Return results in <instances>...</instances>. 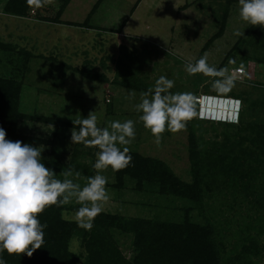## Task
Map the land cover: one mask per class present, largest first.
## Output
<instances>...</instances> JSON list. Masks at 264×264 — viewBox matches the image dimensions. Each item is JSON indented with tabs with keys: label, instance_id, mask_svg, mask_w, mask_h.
<instances>
[{
	"label": "rangeland",
	"instance_id": "obj_1",
	"mask_svg": "<svg viewBox=\"0 0 264 264\" xmlns=\"http://www.w3.org/2000/svg\"><path fill=\"white\" fill-rule=\"evenodd\" d=\"M6 1L0 0V36L5 41L20 44L37 56L31 62L24 82L21 110L28 115L50 117L63 123L56 128L52 123L19 122V134L43 141L44 144L33 145L44 146L42 162L47 163L53 158V162L61 166L75 163L89 168V174L82 176L95 175L92 165L98 149L82 144L72 145L73 127L65 123L73 124L72 119L87 118L89 112L96 111L97 123L101 127L110 120L137 121L135 139L128 145L130 151L161 160L182 181L192 183L189 125H192L199 143H205L206 147L210 141L222 143L223 133H234V127L199 120L198 112L181 131L172 133L166 130L161 143L156 144L150 132L138 121L139 114L134 111L141 91H136V99L129 101L125 97L132 89L119 84L116 62L122 47L136 54L138 78L147 88L154 86L163 75L174 80V87L170 90L173 93L191 92L196 98L202 95L234 97L243 94L248 99L245 121L264 120V110L252 109V103L264 94V88L254 86L258 85L257 81L264 84V67L256 65L251 59L262 52L253 44L251 37L241 40L251 25L240 20L238 0H105L90 22L97 27L90 28L44 25L34 19L35 15L54 19L61 5L59 0H51L44 7L32 9L25 20L4 14ZM97 1L71 0L62 20L84 23ZM226 8H229V13L224 34L214 40ZM237 31L242 35H235ZM209 41L211 43L204 49ZM205 53L208 54L209 65L218 69L227 66L236 78V86L230 92L221 94L211 90L214 78L186 73L185 64L195 63ZM230 58L235 63L229 64ZM241 65L247 73L238 78L234 70ZM2 73L6 71L2 69ZM82 73L103 75L106 79L90 80ZM203 99L200 103L205 115L219 119L229 114L230 106L219 108L210 104L207 97L205 101ZM196 106L199 107V104L196 103ZM61 166H55L53 170L59 174L64 169ZM102 174L108 180L106 188L110 195L103 212L165 222H182L188 212L193 222L204 224L194 204L189 201L161 195L157 186L153 185H146L144 191H138L135 181L129 178H126L123 188H117L115 174L110 168ZM78 182L83 184L84 181ZM215 195L205 201L206 216L220 218L222 222L230 220L233 231L235 222L245 219L244 197L232 203L231 195ZM77 207L74 203L65 206L64 217L67 213L66 219L71 220V213ZM120 239L122 249L129 256L130 237L121 236ZM71 247L77 251L78 242H72ZM255 264H264L263 255L255 260Z\"/></svg>",
	"mask_w": 264,
	"mask_h": 264
},
{
	"label": "trees",
	"instance_id": "obj_2",
	"mask_svg": "<svg viewBox=\"0 0 264 264\" xmlns=\"http://www.w3.org/2000/svg\"><path fill=\"white\" fill-rule=\"evenodd\" d=\"M61 1L54 19L37 15L42 22L60 24V17L71 0ZM98 0L87 19L82 24L67 25L90 28V22L100 5ZM140 2V1H139ZM229 9V8H228ZM224 10L222 25L214 40L225 31L229 10ZM33 10L26 0H7L3 13L17 18H27ZM120 33V31H118ZM251 37L253 44L261 49V55L252 57L256 65L264 67V29L251 26L241 40ZM209 41L205 47L209 46ZM245 43V42H244ZM116 62L119 84L135 91H146L137 68L135 53L125 47ZM34 54L27 48L0 36V127L6 131V139L27 144H44L43 141L18 133L21 120H31L56 125L60 120L39 115H28L21 110L24 82L30 71ZM250 60V58H247ZM246 59V62L248 60ZM2 69L6 73H2ZM90 80L106 79L82 73ZM254 85L264 88V84ZM233 96H227L229 98ZM240 99L242 110L238 123H222L234 127V133H223L222 143L210 141L208 146L199 143L193 127L189 125V152L194 180L187 183L178 178L161 160L130 151L132 163L119 172H114L117 188H123L126 178L135 181L136 189L144 191L146 185L157 186L161 195L174 196L194 204L203 223L193 222L186 212L182 222H165L139 217L127 218L119 214L101 212L93 228L88 231L77 227L72 220L64 217V208L52 206L38 218L47 223L45 242L31 258L26 255L9 256L4 252L7 264H255L264 257V120L256 118L245 121L248 99L243 94L233 97ZM252 109L264 110V94L252 103ZM199 108L196 106V112ZM189 123V121H188ZM73 127V124H66ZM203 145V148H200ZM46 167L61 166L51 158ZM74 167L82 174H89V168L75 163ZM63 165L62 168H67ZM111 169V168H110ZM233 196L232 203L243 198L245 204L243 222H235L232 231L230 220L222 222L206 216V200L216 196ZM240 195V196H239ZM234 225V224H233ZM121 236L131 239L128 256L122 249ZM78 242V250L72 249V242Z\"/></svg>",
	"mask_w": 264,
	"mask_h": 264
},
{
	"label": "clouds",
	"instance_id": "obj_3",
	"mask_svg": "<svg viewBox=\"0 0 264 264\" xmlns=\"http://www.w3.org/2000/svg\"><path fill=\"white\" fill-rule=\"evenodd\" d=\"M50 2L26 0V5L35 10ZM238 8L241 21L264 29V0H238ZM235 35L242 33L237 31ZM228 63L235 61L230 58ZM185 71L190 76L202 74L214 78L211 90L221 94L236 86V78L230 74L229 68L218 69L209 65L207 53L195 63L185 64ZM174 83V80L160 76L154 86L139 93V102L134 104V111L139 114L138 121L150 132L156 144L161 143L166 130L179 132L197 115V98L191 92L173 93L170 90ZM136 97V91L128 90L125 99L132 101ZM214 98L223 101V98ZM225 101H230V108L234 110L232 115L238 111L232 101H237L241 107L240 115V99L226 98ZM198 108L201 120L234 123L230 115L215 119L203 113L202 104ZM97 119L96 111L89 112L87 118L72 119L71 144L98 149L92 165L95 175L87 177L72 166L57 174L42 162L43 145L34 147L19 140H8L6 131L0 127V264H7L2 255L4 252L9 256L26 255L31 258L41 249L48 225L42 224L38 217L49 207L64 208L74 203L78 207L71 213V220L78 228L88 231L93 228L95 218L110 199L106 188L108 180L102 173L109 168L119 172L132 163L128 145L135 139L137 123L132 119L110 120L101 127ZM80 180L84 181L83 184L78 182ZM65 218H68L67 213Z\"/></svg>",
	"mask_w": 264,
	"mask_h": 264
},
{
	"label": "built area",
	"instance_id": "obj_4",
	"mask_svg": "<svg viewBox=\"0 0 264 264\" xmlns=\"http://www.w3.org/2000/svg\"><path fill=\"white\" fill-rule=\"evenodd\" d=\"M236 75L238 76V78H241L242 76L246 75L247 73V70L245 68H243L241 70V67L240 68H237L236 70H234ZM205 96L202 95L200 97L197 98V103L201 105L200 101L204 98ZM210 98V97H209ZM232 105L234 106L235 105V108L238 110V111H235L234 115H230V120L234 123H238L239 121V111L241 109V107L239 106V104H237V101L234 102L232 101Z\"/></svg>",
	"mask_w": 264,
	"mask_h": 264
},
{
	"label": "crops",
	"instance_id": "obj_5",
	"mask_svg": "<svg viewBox=\"0 0 264 264\" xmlns=\"http://www.w3.org/2000/svg\"><path fill=\"white\" fill-rule=\"evenodd\" d=\"M69 4H70V3H69ZM101 5H102V4H101ZM64 13H65V12H64ZM64 13H63V14H64ZM63 14H62V16H63ZM36 16H37V15H35L34 19H36ZM62 16L60 17V21H61L60 24L49 23V22H42V21H39V20H37V19H36V20H37L38 22H41V23L44 24V25H45V24H47V25L50 24V25H54V26H60L61 24H65V23L78 24V23H74V22H72V23H71V22H64V21L62 20ZM32 17H33V16H32ZM16 19H17V17H16ZM18 19L25 20V18H18ZM29 21H30V20H29ZM66 25H67V24H66ZM67 26H72V25H67ZM90 26H95V25L90 23ZM95 27H97V26H95ZM98 28H99V27H98ZM208 97H210V96L207 95V98H208ZM214 97H216V96H212V97H210L209 99L214 98ZM218 98H223L222 100H225V99H226L225 97H218ZM229 98H233V97H229ZM214 99H215V98H214ZM215 100H216V99H215ZM218 100H219V99H218ZM220 100H221V99H220ZM228 106H229V105H228ZM233 111H234V110H233L232 108H230L229 114L233 113Z\"/></svg>",
	"mask_w": 264,
	"mask_h": 264
},
{
	"label": "bare ground",
	"instance_id": "obj_6",
	"mask_svg": "<svg viewBox=\"0 0 264 264\" xmlns=\"http://www.w3.org/2000/svg\"><path fill=\"white\" fill-rule=\"evenodd\" d=\"M205 97H207V95H205ZM205 97H204V101H205ZM207 101L211 104H213V105H215V106H218L219 108H221V107H228V105L230 104V101H225V100H223V101H219V100H214V98H211V99H209V97L207 98ZM209 104V105H210ZM230 106V105H229ZM230 108V107H229ZM226 115H232V114H225V116Z\"/></svg>",
	"mask_w": 264,
	"mask_h": 264
}]
</instances>
